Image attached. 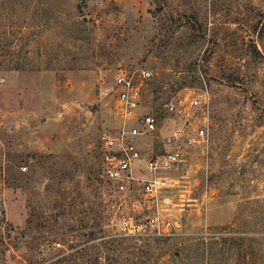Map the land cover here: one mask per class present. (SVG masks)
I'll use <instances>...</instances> for the list:
<instances>
[{"label": "rangeland", "instance_id": "374dc122", "mask_svg": "<svg viewBox=\"0 0 264 264\" xmlns=\"http://www.w3.org/2000/svg\"><path fill=\"white\" fill-rule=\"evenodd\" d=\"M142 69L138 113L158 120L143 160L177 156L162 176L183 204L159 241L118 235L134 197L102 178L100 137L121 128L114 78ZM98 251L264 264V0H0V264H95Z\"/></svg>", "mask_w": 264, "mask_h": 264}, {"label": "built area", "instance_id": "2783aa9c", "mask_svg": "<svg viewBox=\"0 0 264 264\" xmlns=\"http://www.w3.org/2000/svg\"><path fill=\"white\" fill-rule=\"evenodd\" d=\"M150 78L146 69L140 71L138 78L122 71L114 78V117L121 122V128L117 134L107 131L100 137L102 178L117 192H128L134 197L136 210L119 220L118 235L159 241L172 238L179 231L176 213L182 211L183 204L173 199L174 182L162 176L177 163V156L168 154L143 160L141 140L153 134L158 124L153 114L138 113L144 103L143 82ZM192 104L197 105L198 101ZM160 111L172 114L174 105L164 102ZM204 133L201 128L198 135ZM21 170L24 172L26 167Z\"/></svg>", "mask_w": 264, "mask_h": 264}, {"label": "trees", "instance_id": "16d2710c", "mask_svg": "<svg viewBox=\"0 0 264 264\" xmlns=\"http://www.w3.org/2000/svg\"><path fill=\"white\" fill-rule=\"evenodd\" d=\"M15 70H19V68H17V69H15ZM115 250H117V249H115ZM104 253V254H103ZM108 261L109 260V257H108V255H106L105 254V252H100V251H98L97 253H96V258H95V264H105V263H102L101 261ZM61 261H59L58 263H60ZM64 262H66V261H64ZM63 263V262H62Z\"/></svg>", "mask_w": 264, "mask_h": 264}]
</instances>
